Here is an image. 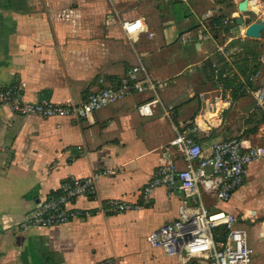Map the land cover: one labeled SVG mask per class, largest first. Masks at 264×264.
Here are the masks:
<instances>
[{
	"label": "crops",
	"instance_id": "crops-1",
	"mask_svg": "<svg viewBox=\"0 0 264 264\" xmlns=\"http://www.w3.org/2000/svg\"><path fill=\"white\" fill-rule=\"evenodd\" d=\"M161 1L186 3L189 15L185 12L176 24L157 8ZM240 1L0 0V89L19 83L28 101L77 103L99 87L101 77L112 80L123 75L139 55L154 78L172 80L160 91L165 106L180 105L172 122L159 107L150 116L138 112V104L150 97L147 93H134L83 120L22 115L0 103V264H98L108 257H115V264H177L174 257L153 247L148 235L180 215L183 192L179 190L168 193L165 187H158L150 205L120 214L98 212L51 228L20 230L19 225L26 211L65 178L90 176L99 169L108 171L96 179L93 196L77 199L78 207L95 208L107 198L138 200L154 168L163 161L164 147L175 134L174 125L186 126L201 107V94L212 88L200 87L201 103L192 115L198 105L192 99L198 86L188 83L182 68L196 66L195 72L203 75L211 73L213 62L219 61L221 66L239 71L235 53L243 50L250 37L229 25L211 38L197 36L207 11L235 21L237 16L260 19L264 0H248L246 13L239 10ZM115 10L124 18L140 16L143 11L148 14L144 17L148 30L133 45ZM191 20L199 21V28L183 29L182 37L191 38L187 42H193L194 59L182 67L164 52L174 47L172 39L179 38L178 25ZM238 38L240 42L233 44ZM259 39L264 45V34ZM220 48L227 51L228 58ZM263 67L255 74L260 75ZM192 70L189 73H195ZM247 94L253 96L257 109ZM232 102L209 136L199 134L200 141L209 144L214 139L238 137L249 144L264 142L260 115L264 109L256 87ZM241 105L249 109L243 111ZM244 113L247 121L242 118ZM262 172L264 159L253 161L243 186L228 202L219 203L239 215L247 231V224L251 226L252 242L246 232L257 257L249 264H264V189L256 185L251 191Z\"/></svg>",
	"mask_w": 264,
	"mask_h": 264
},
{
	"label": "built area",
	"instance_id": "built-area-1",
	"mask_svg": "<svg viewBox=\"0 0 264 264\" xmlns=\"http://www.w3.org/2000/svg\"><path fill=\"white\" fill-rule=\"evenodd\" d=\"M114 14L132 45L148 30L144 16L124 18L119 16L116 10ZM215 15L213 11L202 15L197 37L202 39L214 36L209 21ZM223 23L225 27L236 26L242 36L246 35V27L238 25L233 18H224ZM219 31H224V28L218 29ZM183 39L187 42L191 38L185 35ZM219 50L225 57H229L224 48ZM137 58V62L123 75L112 80L101 77L99 87L77 103L28 101L24 99L19 83H12L0 89V103L10 106L15 113L22 115L83 120L134 93H147L150 97L138 104V112L142 116H150L159 107L173 122L176 111L165 106L159 89L160 84H166L168 81L172 83V80L154 78L142 58L139 55ZM261 61L264 63V54L261 55ZM232 71L234 69L224 68L218 62H213L211 90L201 94V107L186 126L180 128L174 125L175 134L164 147L163 161L154 168L153 175L141 190L138 200L107 198L100 201L95 208H80L76 204L77 199L81 196H93L96 192V179L108 170L99 169L86 177L69 176L57 189L26 211L19 229L51 228L98 212L120 214L140 209L151 204L154 191L162 186L168 193L177 190L183 192V200L180 215L148 235L149 243L153 247H159L165 254L174 257L177 264L251 263L254 250L248 242L247 230L242 220L239 215L219 206V203L228 202L243 186L253 161L264 159V142L249 144L245 139L230 137L214 139L209 144H204L199 135L205 132L204 135L209 136L210 131L219 125L223 110L233 105V87L227 85ZM258 76V73L252 75L251 79L254 80ZM256 97L260 107L264 109L262 87L256 89ZM208 198L213 200L212 205L206 202L205 199ZM219 226L227 229L223 240L217 239L216 231ZM115 263V257L98 262Z\"/></svg>",
	"mask_w": 264,
	"mask_h": 264
},
{
	"label": "rangeland",
	"instance_id": "rangeland-1",
	"mask_svg": "<svg viewBox=\"0 0 264 264\" xmlns=\"http://www.w3.org/2000/svg\"><path fill=\"white\" fill-rule=\"evenodd\" d=\"M175 1V0H174ZM159 3V4H158ZM156 3V6L158 9L162 10V13L164 14H168L172 17L173 20L177 21L176 24L180 23V20L183 18L185 12H189V5H187L186 3L184 2H158ZM246 13V12H244ZM261 14V17L260 19H264V11L263 12H260ZM140 16H146L148 15L145 11H143V13L139 14ZM189 15V13H188ZM192 15V14H190ZM128 18H131V17H128ZM200 26V23L199 21H196V20H191V21H187L185 23V25H178V27L180 28L179 32V38L178 39H172V42L174 43V47L166 50L164 53L167 54V57L170 61H173V62H176L178 60V66H185L187 65L188 63L191 62V60L194 59V56L191 52V49H192V43L191 41L189 42H185L184 39H183V31L186 29V30H196L198 29ZM184 29V30H183ZM262 34H264V30L262 31ZM256 51L259 53V55L257 56L256 53H254V61H259L260 63V66L262 64H264L262 61H261V55L264 54V50L263 49H258V48H255ZM145 63V62H144ZM174 65V64H173ZM147 67V66H146ZM193 69V70H192ZM173 70V69H171ZM183 70V74L182 75H186L189 77L188 80V83L191 84V85H196L198 86V90L197 88L195 90L196 91V94L192 97V99H195L197 100L196 102H198V105L197 107L195 108L194 111H192V115H194L197 111H198V107L200 106V98H199V89L200 87H202L204 89V87H209L211 88L212 86V77H211V73H206L204 72L203 75L201 74H197L196 71V66H191L190 68L186 66V68H182ZM192 70L193 72L195 73H189V71ZM210 74V75H209ZM176 77V76H174ZM263 82H264V67L262 68V73H260V75L258 77H256L254 80L251 81L252 85H254L256 87V89H258L260 87H262L263 91H264V87H263ZM187 83V84H188ZM166 87V84L165 83H162L159 85V89L160 91H162L163 88ZM247 96H249V98H252L253 99V96H251L250 94H247ZM237 98L240 97V94L239 92L237 93ZM251 99V102L253 103V105H255V108L257 109V104H256V101H254V99L252 100ZM247 102H249V100H246ZM180 105L176 106V107H179ZM174 109H176L175 106H173ZM241 108H243V111H246L248 108V105H241ZM162 111V110H161ZM178 112V111H177ZM260 115H261V119L264 120V110H260ZM247 115H245L244 113V116L242 117L244 119V121H247L249 119V117H246ZM258 142V141H255V143ZM261 160V159H260ZM258 182H256V180L253 181V185H252V188H251V191H253V189H255V186L258 185V187L263 191L264 189V172H262L261 176H259L258 178ZM260 192V193H263V192ZM206 202H208V204L212 205V201L211 200H207L205 199ZM244 225V224H243ZM245 227V225H244ZM247 229L249 232V241L252 242V232H251V226H249V224H247ZM257 257L256 256V253L254 252L253 254V258H252V262L254 260V258ZM251 262V263H252Z\"/></svg>",
	"mask_w": 264,
	"mask_h": 264
},
{
	"label": "trees",
	"instance_id": "trees-1",
	"mask_svg": "<svg viewBox=\"0 0 264 264\" xmlns=\"http://www.w3.org/2000/svg\"><path fill=\"white\" fill-rule=\"evenodd\" d=\"M224 17L221 15H215L210 19V27L213 33H218V29L225 28V25L223 23ZM217 26V27H216ZM263 34H261L262 36ZM248 42L244 45H242L243 50H240L239 52L235 53V60L236 66L239 71H232V76L230 77V80L227 81L228 86L233 87L232 97L235 98L237 96V93L239 94H246L247 89L255 88L254 85H252L251 76L255 74L258 67L260 66L259 61H254V53L259 55V53L256 51L255 48L263 49L264 45H262V40L255 39V38H247ZM240 42L239 38L237 40H234L233 44H238ZM241 45V44H240ZM219 62V61H218ZM224 68L227 66H223ZM210 75V74H209ZM217 239L223 240L225 236L227 235V229L224 226H219L217 228Z\"/></svg>",
	"mask_w": 264,
	"mask_h": 264
},
{
	"label": "water",
	"instance_id": "water-1",
	"mask_svg": "<svg viewBox=\"0 0 264 264\" xmlns=\"http://www.w3.org/2000/svg\"><path fill=\"white\" fill-rule=\"evenodd\" d=\"M248 0H242L238 3V8L242 12L248 11ZM236 22L238 25L246 27V35L250 38L259 39L264 30V19H258L256 21H251L249 18H244L243 16H237Z\"/></svg>",
	"mask_w": 264,
	"mask_h": 264
}]
</instances>
